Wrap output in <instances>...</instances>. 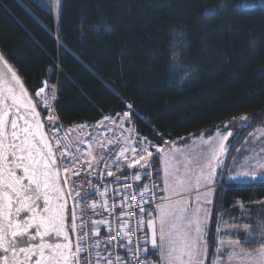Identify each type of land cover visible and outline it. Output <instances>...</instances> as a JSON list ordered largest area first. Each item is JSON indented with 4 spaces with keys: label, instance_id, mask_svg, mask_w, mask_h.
<instances>
[{
    "label": "trees",
    "instance_id": "trees-1",
    "mask_svg": "<svg viewBox=\"0 0 264 264\" xmlns=\"http://www.w3.org/2000/svg\"><path fill=\"white\" fill-rule=\"evenodd\" d=\"M62 5L57 22L35 0H0V51L34 100L45 82L49 92L54 86L55 113L66 126L113 117L129 105L138 134L157 146L211 133L244 116L250 119L238 143L264 126V0ZM174 33H184L187 42L177 49L178 60L171 55ZM158 157L152 158L156 174ZM219 182L207 264L221 220L238 221L247 212L251 225L264 221V182ZM236 236L243 245L257 243Z\"/></svg>",
    "mask_w": 264,
    "mask_h": 264
},
{
    "label": "snow or ice",
    "instance_id": "snow-or-ice-1",
    "mask_svg": "<svg viewBox=\"0 0 264 264\" xmlns=\"http://www.w3.org/2000/svg\"><path fill=\"white\" fill-rule=\"evenodd\" d=\"M35 2L39 5L42 0ZM54 2L58 22L63 6L62 0ZM182 46H187L184 33H174L171 52L174 60L180 58L177 49ZM0 63H3L11 73V81H6L5 73L0 69V264H86L80 259L83 248L79 238L73 245L69 235L70 231H77V212L75 207L69 209V197L76 202L81 193L76 189L75 181L70 182L67 175L61 176L62 172L65 174L71 172L74 177L80 175L75 170L78 158L74 153L71 155L68 153L72 145L61 148V138L55 135L56 117L51 113L48 120L53 137L46 135L37 106L29 97L17 73L7 65L3 55H0ZM5 84L7 87H4ZM46 87L45 82V87L36 92V98L47 109L50 108L48 104L50 97L45 93ZM9 100L11 103H6ZM123 117L127 119L129 112L126 111ZM241 119L247 122L250 118L244 116ZM224 127L227 126L214 130V136L210 135L207 140H203L208 148L202 149L191 159L182 160L165 153L163 148L156 149L163 161V188H158V191L167 195L159 197L155 209L146 212L145 208L140 206L139 211L141 223L144 222L143 216H149L147 226L152 230L150 243L153 248L159 249L161 264H206L209 255L207 229L212 215L208 206L213 203L212 197L222 190L216 184L217 171L218 169L220 172L228 171V166L224 164V158L229 152L226 142L234 135L231 130L222 131ZM231 127L235 125L232 124ZM52 139L56 140L55 146L51 142ZM138 147L140 150L135 153V159L129 162L128 167L141 165L144 175L148 176L150 173L147 169L152 167L153 153L146 147L140 145ZM175 151L179 152V149ZM124 154L125 149L122 148L120 156L123 157ZM88 156L96 159L97 163L106 159L104 155L99 158L93 157L92 152H89ZM115 163L118 164L119 159ZM88 166L92 167L90 163ZM257 169L264 172V161H258L249 171H237L233 165L232 171L236 174L221 176L220 179L226 187L238 180L251 183L256 179ZM108 175L112 176L113 173L108 171ZM134 179L140 181L141 175L136 174ZM119 182L117 180V183ZM201 189L204 190L202 193ZM194 190L198 193L195 198L197 205L189 209L184 194ZM145 191L147 186L140 192L142 198ZM155 198L154 193L153 199ZM143 203L142 199L141 205ZM92 208L95 209L96 205L92 204ZM153 211L156 213L155 217L152 216ZM21 213L29 215L21 219ZM69 214L70 225L66 224ZM123 215L122 213L121 216ZM101 223L107 225L108 221H96L93 226ZM33 228L34 233L30 231ZM243 228L247 235H254L256 232L248 225H244ZM259 231L261 235L258 240L261 243L257 249L254 251L240 249L246 264H264V223ZM53 235L63 237V242L50 243L46 238ZM25 237L26 240L19 239ZM108 239H115V236L111 235V229ZM125 239H128V244L131 243L127 229ZM242 239L246 240L247 237ZM144 242L145 244L149 242L148 237H145ZM228 243L239 247L241 240H231ZM122 246L131 251L127 245ZM216 251L220 252L219 249ZM147 253L148 250L145 249V255ZM99 255L97 252L98 257ZM222 255L221 253L215 256L211 264H225ZM237 255L235 251H231L227 255V260L232 261ZM108 264H112L110 259Z\"/></svg>",
    "mask_w": 264,
    "mask_h": 264
},
{
    "label": "built area",
    "instance_id": "built-area-1",
    "mask_svg": "<svg viewBox=\"0 0 264 264\" xmlns=\"http://www.w3.org/2000/svg\"><path fill=\"white\" fill-rule=\"evenodd\" d=\"M53 93L55 98L51 100L50 113L56 117L55 135L61 138V148L72 145L68 153L69 155L74 153L78 158L75 170L80 175L74 177L71 172L67 174L62 172L61 176L67 175L70 177V182L75 181V187L81 193V196L76 198V202L69 197V209L75 207L77 212V231H70V234L73 245L77 243L78 238L80 240L83 248L80 253L81 261L86 264H108L110 259L112 264H149V262L161 264L160 256L149 250L144 242L145 221L149 219V216H143L144 222L141 223L139 211L140 206H143L146 212L155 209L156 203L159 202L161 191H158L160 187L156 170L152 164V167L147 169L150 175L146 176L141 165L129 168L128 164L134 161L135 153L140 150L138 145L148 148L153 155L157 153V148L164 149L165 145H154L138 134L132 118V109L129 108L116 116L104 117L94 123L66 126L56 116L55 89ZM34 98L36 104L41 106L42 102L36 98V94ZM126 111L129 112L127 119L123 117ZM44 123L49 137H53L49 120H44ZM83 129L89 136L79 141L77 137L83 136ZM51 142L55 146L56 140L52 139ZM122 148L125 149L123 157L120 156ZM89 152H92L93 157L99 158L104 155L106 159L97 163L96 159L88 156ZM117 159H119L118 164L115 163ZM89 163L92 167L88 166ZM108 171H111L113 175L109 176ZM136 174L141 175L140 181L134 179ZM117 180L120 182L117 183ZM145 186L147 191L142 198L140 192L145 189ZM154 193L155 199H153ZM142 199L143 205H141ZM92 204L96 205L95 209L92 208ZM152 216L155 217L154 211ZM96 221H108V224H96L94 227ZM70 223L69 214L68 225ZM109 229H111V235L115 236L114 240L108 239ZM126 229L131 240L130 244L128 239H125ZM122 245H127L131 251ZM145 249L148 250L147 255H145ZM97 252L100 254L99 257Z\"/></svg>",
    "mask_w": 264,
    "mask_h": 264
},
{
    "label": "rangeland",
    "instance_id": "rangeland-1",
    "mask_svg": "<svg viewBox=\"0 0 264 264\" xmlns=\"http://www.w3.org/2000/svg\"><path fill=\"white\" fill-rule=\"evenodd\" d=\"M44 8H49L54 17L57 18V8L55 5L54 0H42V3L40 4ZM43 87H45V84H43ZM48 90V85L45 88V93L50 97L48 104H51V100L54 96V86L51 87V91ZM40 101V100H39ZM41 106L43 110H45L46 114L44 116V120L48 121V116L50 114V108H45L44 104L41 103ZM249 120L246 122L239 118H235L228 125L227 127L222 128V131H228L231 130L234 135L229 138V140L226 142L229 148V152L226 154L224 158V164L228 166V171L220 172L218 169L217 171V178H216V184L218 185V188L222 186L223 183H220L219 181L221 180V176H229V175H235L232 171L233 165H235V168L237 171H249L251 167H253L258 161H264V152H262V149H264V126L256 127L254 130L249 132L247 135H245L240 143H238L236 140L241 133L243 129H245L248 125ZM234 124L235 127H231V125ZM220 128V127H219ZM218 129V128H217ZM216 130V129H215ZM215 135L214 130L211 133H201L199 135H195L190 137L189 139L182 140L178 143H169L166 144L164 149L165 153L169 155H175L180 159H191L193 158L196 153L200 152L202 149L208 148V145L203 143V140H207L209 136ZM88 132L83 129V136L77 137L79 141H81L83 138L88 137ZM237 142V143H236ZM173 145L175 146L173 148ZM163 149V150H164ZM179 149V152H176L175 150ZM181 153H183V156H181ZM158 169H159V175H158V180L159 184L161 186V189L163 188V161L158 157ZM257 171V176L254 181H257L259 176L264 175V172H261L259 169ZM241 180L232 182V184H237L240 183ZM244 181V180H243ZM204 190L201 189V193ZM164 195H167V193H164ZM198 193L194 190L191 193H185L184 198L188 204L189 209H192L196 207L197 201H196V196ZM213 198V197H212ZM173 199H176V197H173ZM264 204V201H263ZM211 212V205L208 206ZM245 212V210H242ZM156 216V213H155ZM210 219V218H209ZM250 216L248 215L247 212H245V216H242L238 219V221H225L221 220L219 226H218V236H217V241L216 245L214 248V255L215 256L222 255V259L224 260L225 264H246V261L244 260L243 255L240 253V249H247L249 251H254L260 246L261 241L258 240V237L261 235V232L259 231L262 227V223H264L263 220L256 221L254 225L250 224ZM248 225L249 228L256 230L254 235H247L246 231L244 230L243 226ZM145 237H148L149 242L146 244L147 248L151 251H156L159 254V249L158 248H153V246L150 243V237H151V229L148 228L147 226V220L145 221ZM157 230L159 228L158 223L156 224ZM237 233H243L247 238H255L254 241L257 243L254 244H240L239 247H235L234 245H230L228 242L231 240H238ZM217 249L220 250L219 253H217ZM235 251L238 255L235 259L232 261L227 260V255L229 252ZM212 258V259H213ZM206 259V264H207ZM211 264V263H210Z\"/></svg>",
    "mask_w": 264,
    "mask_h": 264
},
{
    "label": "water",
    "instance_id": "water-1",
    "mask_svg": "<svg viewBox=\"0 0 264 264\" xmlns=\"http://www.w3.org/2000/svg\"><path fill=\"white\" fill-rule=\"evenodd\" d=\"M0 55H3V54L1 53V51H0ZM3 57H4V56H3ZM4 60L7 62V65H8V66H10L12 69L15 70V68L10 64V62H9L5 57H4ZM0 69H2V70L4 71L6 81H11V73L8 72L7 67H5V65H4L3 63H0ZM15 72L17 73L16 70H15ZM17 75H18V77L20 78L22 84L24 85L25 90L27 91L29 97L33 100V103L36 104L35 100H34L33 97L31 96V94H30V92L28 91V89L26 88V86H25L23 80L21 79V77L19 76L18 73H17ZM4 87H7V84H5ZM5 95H7V93H5ZM6 103L10 104L11 101H10V100H9V101H6ZM36 106H37V104H36ZM37 111L40 113V110H39L38 106H37ZM40 119H41V123H42L43 129H44V131L46 132V135L49 136L48 133H47V131H46V127H45L44 119H43L41 113H40ZM27 215H29V214H28V213H21V217H20V218L23 219V218H25ZM66 224H68V218H67V220H66ZM30 231L34 233V232H35V228L30 229ZM69 235H70V240L72 241V239H71V234L69 233ZM19 239L26 240L27 238L25 237V238H19ZM46 239H48V241H49L50 243H51V242H54V241L57 242V243H62V242H63V237H55L54 235H53V236H50V237H47ZM22 246H25V245H22Z\"/></svg>",
    "mask_w": 264,
    "mask_h": 264
},
{
    "label": "crops",
    "instance_id": "crops-1",
    "mask_svg": "<svg viewBox=\"0 0 264 264\" xmlns=\"http://www.w3.org/2000/svg\"><path fill=\"white\" fill-rule=\"evenodd\" d=\"M166 149V148H165ZM165 149H164V151H165ZM159 154V153H158ZM157 175V174H156ZM157 177V179H158V175L156 176ZM261 182H264V175H262V176H259L258 177V179H257V181H252L251 183H248V182H246V181H243V180H241L240 181V183H237L238 185H240V184H257V183H261ZM158 184H159V180H158ZM232 184V183H231ZM159 187H160V189H161V186H160V184H159ZM161 196H164V194H163V192H161ZM212 200H213V198H212ZM212 206V205H211ZM154 252H156V251H154ZM157 253V252H156ZM158 254V253H157ZM159 255V254H158ZM160 256V255H159Z\"/></svg>",
    "mask_w": 264,
    "mask_h": 264
}]
</instances>
